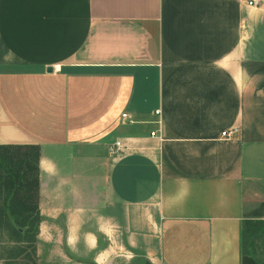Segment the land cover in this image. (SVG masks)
Here are the masks:
<instances>
[{
	"label": "crops",
	"instance_id": "obj_1",
	"mask_svg": "<svg viewBox=\"0 0 264 264\" xmlns=\"http://www.w3.org/2000/svg\"><path fill=\"white\" fill-rule=\"evenodd\" d=\"M0 144L39 146L37 264H242L264 0H0Z\"/></svg>",
	"mask_w": 264,
	"mask_h": 264
},
{
	"label": "trees",
	"instance_id": "obj_2",
	"mask_svg": "<svg viewBox=\"0 0 264 264\" xmlns=\"http://www.w3.org/2000/svg\"><path fill=\"white\" fill-rule=\"evenodd\" d=\"M38 158V145L0 144V231L10 238L9 245L0 246V250L7 252V257L0 255L4 264H37ZM250 221L243 220L242 264H261L245 246Z\"/></svg>",
	"mask_w": 264,
	"mask_h": 264
},
{
	"label": "rangeland",
	"instance_id": "obj_3",
	"mask_svg": "<svg viewBox=\"0 0 264 264\" xmlns=\"http://www.w3.org/2000/svg\"><path fill=\"white\" fill-rule=\"evenodd\" d=\"M248 217H253V212L248 214ZM257 217V216H255ZM249 225L247 226V233L245 238L246 249L250 252L260 250L262 237L264 236V221L258 218H250ZM9 236L3 231H0V246H7L10 244ZM36 244V243H35ZM36 247V246H35ZM1 257H7V252L0 250ZM30 256H32V249L30 247ZM31 260V259H30ZM37 261V254H36ZM259 261V260H258ZM260 262V261H259ZM261 263V262H260ZM0 264H4L0 260ZM263 264V263H261Z\"/></svg>",
	"mask_w": 264,
	"mask_h": 264
},
{
	"label": "built area",
	"instance_id": "obj_4",
	"mask_svg": "<svg viewBox=\"0 0 264 264\" xmlns=\"http://www.w3.org/2000/svg\"><path fill=\"white\" fill-rule=\"evenodd\" d=\"M247 5L255 6V5H257V0H247ZM155 112L158 113L159 110H156ZM123 116H125V114H123ZM235 131H236V129H233L232 131H229L228 133H226V131H222L221 135H223V136L230 135L231 133H235ZM150 134L152 136H154L155 135V131H151Z\"/></svg>",
	"mask_w": 264,
	"mask_h": 264
},
{
	"label": "water",
	"instance_id": "obj_5",
	"mask_svg": "<svg viewBox=\"0 0 264 264\" xmlns=\"http://www.w3.org/2000/svg\"><path fill=\"white\" fill-rule=\"evenodd\" d=\"M52 69L50 67L47 68V71L50 72Z\"/></svg>",
	"mask_w": 264,
	"mask_h": 264
}]
</instances>
